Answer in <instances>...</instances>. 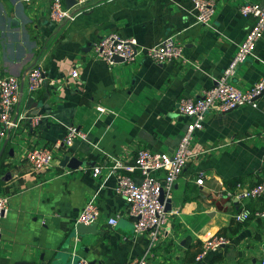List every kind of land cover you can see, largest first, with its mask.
Segmentation results:
<instances>
[{"label": "crops", "instance_id": "1", "mask_svg": "<svg viewBox=\"0 0 264 264\" xmlns=\"http://www.w3.org/2000/svg\"><path fill=\"white\" fill-rule=\"evenodd\" d=\"M215 1L210 28L196 22L191 0H92L74 21L59 24L49 19V0H0V75H23L40 65L46 77L32 94L26 84L22 87L13 113L18 127L0 139V194L12 195L2 222L0 264L41 263L42 255L46 264H74L73 252L99 264H130L142 256L148 236L135 232L114 178L100 192L95 231L78 233L75 221L99 188L95 166L112 164L125 148L134 154L139 148L176 150L188 121L179 113L180 99L201 97L230 62L254 22L240 12V4L264 3ZM110 32L136 38L143 46L175 35L190 62L95 58L93 45ZM256 52L260 60L250 57L239 66L233 78L237 85L248 87L264 77V34ZM74 70L78 77H72ZM30 97L34 107H28ZM26 111L28 117L20 119ZM37 115L45 117L35 124ZM70 125L87 139L55 148L52 166L33 170L27 151L37 144L54 147ZM194 149L198 155L174 184L169 220L152 262L257 264L264 257V221L238 224L233 216L243 207L264 208V197L238 201L224 190L264 182V94L256 107L209 114ZM67 155L89 164L62 166ZM7 172L12 176L4 180ZM201 172L203 185L196 182ZM134 176L140 178L138 172ZM115 216L118 223L109 224L107 219ZM215 233L231 242L204 259L194 258L203 240Z\"/></svg>", "mask_w": 264, "mask_h": 264}, {"label": "built area", "instance_id": "2", "mask_svg": "<svg viewBox=\"0 0 264 264\" xmlns=\"http://www.w3.org/2000/svg\"><path fill=\"white\" fill-rule=\"evenodd\" d=\"M31 2L32 0H22ZM76 3L67 7L65 0H49L48 16L53 23L74 21L77 15L84 10V6L92 0H75ZM109 1V0H108ZM191 13L196 22L213 27V18L216 13L215 0H191ZM240 12L246 17H253L254 22L248 28L245 37L238 44L237 49L224 71L214 77L213 86L204 91L201 97H182L179 102V113L187 116L188 121L181 135L179 144L172 153L166 151H153L149 148H139L130 153L125 148L123 153L113 158L112 164L98 165L93 168L92 175L99 179L97 191L91 194L82 211L75 221L89 225L95 223L101 216L98 199L102 188L110 178L116 181L115 190L125 200L127 211L134 219L136 233H146L148 243L142 256L130 264H168L167 262L153 263L154 250L158 246L169 220V211L166 202L171 198L174 184L183 173L185 167L195 159L198 152L194 149V142L198 131L204 129L206 118L211 113H225L245 105L258 106V99L264 94V77L253 85L241 87L233 80L240 65L250 57L260 60L256 52L257 43L264 34V3L244 2L240 4ZM92 55L109 63H114V57L119 56L123 62L132 63L149 59L156 63L178 61L187 63L190 60L184 54V47L175 35H169L159 43L150 46L140 45L136 38L125 37L118 32L104 35L92 47ZM264 62L263 59H261ZM78 70L72 72V77H78ZM45 71L42 66H34L23 75H0V120L2 128L0 139L7 131L18 127L13 119L16 105L21 99V89L26 84L28 94L39 90L45 83ZM54 84V81H52ZM27 111L20 119L28 117ZM45 115L32 118L38 124ZM77 139H87V134L77 125H70L62 141L55 143L54 147L47 144H37L29 149L26 158L35 171L50 168L55 160V148L61 145L70 146ZM213 150V149H210ZM138 172L137 179L134 173ZM205 173L201 172L196 182L203 185ZM164 193V201L161 194ZM224 195L244 201L250 198L264 197V182L254 186L237 184L235 189H225ZM10 193L0 194V240L2 237V222L10 210ZM179 213L178 211H173ZM234 221L243 224L252 218L264 221V208L251 209L243 207L234 214ZM107 222L111 225L118 223V217H109ZM231 242V238L222 233H215L203 240L201 251L196 258L204 259L211 252L218 251L222 246ZM74 264H99L88 258L72 254ZM257 264H264L262 257Z\"/></svg>", "mask_w": 264, "mask_h": 264}, {"label": "water", "instance_id": "3", "mask_svg": "<svg viewBox=\"0 0 264 264\" xmlns=\"http://www.w3.org/2000/svg\"><path fill=\"white\" fill-rule=\"evenodd\" d=\"M65 3L67 5V7H71V6H73L76 3V1L75 0H65ZM114 61L115 62H123L124 59L122 57L115 56L114 57ZM33 101H34V98L30 97L29 98V102H28V107H30L31 105H32V107L35 106V103H33ZM38 113H39L38 110L34 111V114H38ZM3 150L4 149H2V151L0 152V160H1V157L3 155ZM88 164L89 163L87 161H83L81 159H78L76 157H71L69 155L65 156L63 158V160H62V163H61L62 166H66V167H68L70 169H77L79 167H84V166H86ZM11 176H12L11 173L7 172L5 174V176H4V180H8L9 178H11ZM161 201L162 202L164 201V193L163 192L161 194ZM166 208H167V210H169V208H170V199H168L167 202H166ZM95 226H96L95 223H92V224H89V225H85L83 223H79L77 225V232L83 234V233L95 231ZM41 259L43 261L41 263H37L35 261H22V262H20L18 264H46V262L44 261V255H42Z\"/></svg>", "mask_w": 264, "mask_h": 264}, {"label": "trees", "instance_id": "4", "mask_svg": "<svg viewBox=\"0 0 264 264\" xmlns=\"http://www.w3.org/2000/svg\"><path fill=\"white\" fill-rule=\"evenodd\" d=\"M1 163H2V161H1ZM2 168V166L0 165V169ZM238 224H240V223H238ZM198 254H196L195 256H194V258H196V256H197Z\"/></svg>", "mask_w": 264, "mask_h": 264}]
</instances>
